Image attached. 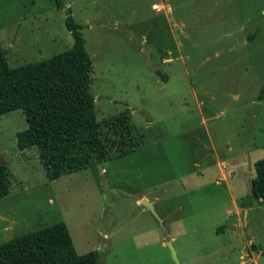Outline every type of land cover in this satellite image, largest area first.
Wrapping results in <instances>:
<instances>
[{"label": "rangeland", "instance_id": "obj_1", "mask_svg": "<svg viewBox=\"0 0 264 264\" xmlns=\"http://www.w3.org/2000/svg\"><path fill=\"white\" fill-rule=\"evenodd\" d=\"M64 3L83 25L102 132L118 138L105 121L126 110L119 145L133 136L136 149L49 180L37 149L17 147L23 111L0 115V243L63 221L101 264H264V202L250 195L264 157V0ZM65 17L53 0H0L9 65L70 48Z\"/></svg>", "mask_w": 264, "mask_h": 264}, {"label": "trees", "instance_id": "obj_2", "mask_svg": "<svg viewBox=\"0 0 264 264\" xmlns=\"http://www.w3.org/2000/svg\"><path fill=\"white\" fill-rule=\"evenodd\" d=\"M66 13L65 24L73 37L70 48L40 61L15 67L8 63L0 43V115L21 109L27 127L16 133L19 149L34 146L49 180L95 163L129 154L136 141L119 145L130 128L125 110L105 121L118 138L105 135L96 118L90 92L92 62L81 32L64 0H53ZM162 79H166L162 74ZM125 143V142H123ZM9 191L7 166L0 163V198ZM250 195L264 202V157L254 163ZM246 207L244 202H241ZM223 229L222 227L218 228ZM0 264H101L100 253L78 254L67 225L57 221L0 243Z\"/></svg>", "mask_w": 264, "mask_h": 264}, {"label": "water", "instance_id": "obj_3", "mask_svg": "<svg viewBox=\"0 0 264 264\" xmlns=\"http://www.w3.org/2000/svg\"><path fill=\"white\" fill-rule=\"evenodd\" d=\"M159 75H161L160 72H158ZM0 163H3L4 164V161L2 160L1 156H0ZM140 204L143 205L145 208H147L154 216H156L160 222H162V219L158 216L156 210H155V207H154V203L146 198H143L140 200ZM228 228H234L233 226H229ZM168 246L172 252V255H173V258L174 260L177 262V258H176V255H175V251L171 245L170 242H168Z\"/></svg>", "mask_w": 264, "mask_h": 264}, {"label": "crops", "instance_id": "obj_4", "mask_svg": "<svg viewBox=\"0 0 264 264\" xmlns=\"http://www.w3.org/2000/svg\"><path fill=\"white\" fill-rule=\"evenodd\" d=\"M222 171H223V169H222ZM226 177V175H225V173H223V178H225ZM141 199H143V198H141ZM153 202V201H152ZM237 206H238V209L240 210V209H242L245 213L247 212V210H245L244 209V207L245 206H243V204L241 203V205H239L238 203H237ZM240 221V220H239ZM252 243V242H251ZM252 245V244H251ZM243 249H244V252H243V254H245V255H247V252H246V249H245V247H243ZM251 255V254H250Z\"/></svg>", "mask_w": 264, "mask_h": 264}]
</instances>
